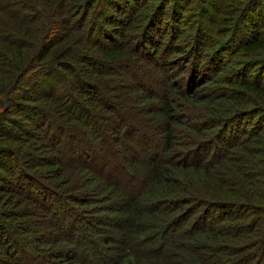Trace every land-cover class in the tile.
Returning <instances> with one entry per match:
<instances>
[{"label": "trees", "instance_id": "obj_1", "mask_svg": "<svg viewBox=\"0 0 264 264\" xmlns=\"http://www.w3.org/2000/svg\"><path fill=\"white\" fill-rule=\"evenodd\" d=\"M177 1L0 0V264H264V0Z\"/></svg>", "mask_w": 264, "mask_h": 264}, {"label": "rangeland", "instance_id": "obj_2", "mask_svg": "<svg viewBox=\"0 0 264 264\" xmlns=\"http://www.w3.org/2000/svg\"><path fill=\"white\" fill-rule=\"evenodd\" d=\"M157 1V0H156ZM150 1H148L147 3H149ZM170 9L171 10H177V11H179L178 10V1L176 0V4H175V6L174 5H171L170 6ZM191 14V15H190ZM192 16V12L190 13L189 11L186 13V14H184V16H182L183 17V25L184 26H188V27H190L191 29H193L194 27H196L197 25H196V22H198V19H195V18H193V17H191ZM195 20H196V22H195ZM166 22H168L167 24H165V25H163L162 26V32H161V34H159V37L158 38H161L162 36H163V34L164 33H166L167 34V36H166V38H165V40H166V42H171L172 41V37H171V35H175L174 34V30L173 29H170V26H168V25H171L172 24V21H170V19H169V16H168V18H166ZM203 26H204V24H202ZM173 26H174V23H173ZM105 214H109V212H107V211H105ZM193 223V219H191V220H189V221H186L185 222V224L184 225H181L178 229L180 230L179 232H181V231H183V230H185V229H189L190 228V226H191V224ZM101 227L100 228H97V236H98V234H100V235H104L105 236V233L106 232H108V230H111V229H113V228H111V227H109V226H107V225H105V223L103 224V225H100ZM113 230H115V229H113ZM112 230V231H113ZM148 233H149V231H147ZM112 234H110V233H108V236H107V238H106V240H107V242L109 243L110 242V239H111V236ZM146 241V240H145ZM146 243H148L147 241H146ZM106 246V245H105ZM108 248L109 249H113V245H112V243L110 244V245H108ZM143 250H144V248H143ZM111 253H113V254H115L116 255V251H109V254H111ZM111 256V255H110Z\"/></svg>", "mask_w": 264, "mask_h": 264}]
</instances>
